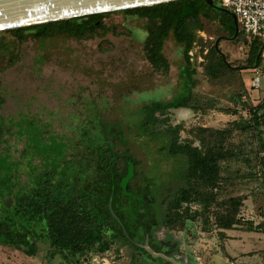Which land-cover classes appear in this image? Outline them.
<instances>
[{"label":"trees","instance_id":"16d2710c","mask_svg":"<svg viewBox=\"0 0 264 264\" xmlns=\"http://www.w3.org/2000/svg\"><path fill=\"white\" fill-rule=\"evenodd\" d=\"M111 14L146 19L144 55L163 75L169 72L163 46L173 39L181 49L178 88L169 99L142 101L113 122L93 107L89 125L67 136L65 143H48L43 137L38 144L29 140L32 155L24 181L19 162L11 161L0 118V145L6 148L0 155V245L32 258L44 247L47 258L59 257L64 264H87L94 255L120 253L119 245H129L132 264H189L153 257L143 246L154 253L176 250V242L158 240L156 232L184 230L199 217L207 226L211 219L214 228L209 229L216 230L223 248L228 232L264 235V218L256 222L243 215L247 200L264 197V98L252 105L241 76L242 70L250 71L252 89V71L263 65L264 41L248 42L242 66L230 63L225 55L228 67L215 41L233 37L229 14L204 0H176L6 30L0 32V72L17 62L20 46L28 38L40 42L60 35L79 41L109 33L131 36L130 29L104 21ZM241 37L240 31L236 39ZM195 46L203 75L213 91H227L233 107L220 108L218 98L195 91L198 81L191 61ZM113 48L108 40L98 46L100 52ZM2 102L0 98V106ZM178 109L201 114L217 110L233 116L242 110L249 118L239 116V123L221 129L195 126L186 131L182 124L170 123L169 111ZM28 155L23 151L21 157ZM34 157L39 158L38 165L32 163ZM257 255L264 264V250ZM230 259L233 264H248Z\"/></svg>","mask_w":264,"mask_h":264},{"label":"rangeland","instance_id":"374dc122","mask_svg":"<svg viewBox=\"0 0 264 264\" xmlns=\"http://www.w3.org/2000/svg\"><path fill=\"white\" fill-rule=\"evenodd\" d=\"M104 21L116 25L120 30L130 29L131 36H113L109 33L103 38L79 41L60 35L40 42L28 38L20 46L17 62L0 72V98L3 100L0 118L7 131L4 139L8 140L11 148V161L19 162L22 181L28 179L27 162L32 155L29 140L38 144L43 137V141L48 143L53 140L65 143L67 136L89 125L88 118L93 114V107L97 108L96 113L104 120L113 122L121 120L123 114L137 108L142 101L169 99L178 88L181 49L171 37L163 46V55L169 62V72L163 75L152 69L144 55L146 19L111 14ZM202 35L206 40H214V37L198 33V36ZM103 40L111 42L114 48L100 52L98 46ZM247 44L248 41L241 37L233 41L220 40L218 46L230 63L242 66L247 59ZM197 51L198 47L195 46L191 52L195 79L198 81L195 91L205 97L218 98L220 108L233 107L234 104L227 101V91H213L203 75L200 65L202 58ZM241 76L250 94L249 102L258 105L264 98V83L260 89L252 90L249 86L250 71L242 70ZM239 116L245 120L249 118L242 110L237 116L217 110L201 114L178 109L168 113L170 123L182 124L186 131L195 126L221 129L230 122L239 123ZM181 136L185 138L186 132H182ZM4 149L3 143L0 145V155L6 153ZM23 151L29 154L25 158L21 157ZM32 163L38 165L39 158L34 157ZM167 165L164 164V167ZM16 172L15 166L12 173ZM262 212L264 197L246 201L243 210L245 218L258 222L264 218L260 214ZM204 221V217H199L195 222H188L184 230L161 228L156 232V238L176 242L179 252L175 256H182L183 261L189 264H233L230 257L248 264H263L257 255L264 250L263 234L228 232L229 239L223 248L211 219L209 226L212 225V229ZM203 228L209 230L203 231ZM118 247L120 253L111 250L108 254L94 255L87 264H132L128 252L133 249L129 245ZM0 264L64 262L59 257L47 258L44 247L32 258L14 248L0 245Z\"/></svg>","mask_w":264,"mask_h":264},{"label":"water","instance_id":"95a60500","mask_svg":"<svg viewBox=\"0 0 264 264\" xmlns=\"http://www.w3.org/2000/svg\"><path fill=\"white\" fill-rule=\"evenodd\" d=\"M172 1L176 0H0V32L95 14L150 7ZM204 2L233 18L235 33L229 40H235L239 34L235 16L229 10L216 6L212 0ZM220 40L221 38H218L215 41V48L222 55L223 62L231 67L219 49ZM143 247L153 257H162L147 246Z\"/></svg>","mask_w":264,"mask_h":264},{"label":"built area","instance_id":"2783aa9c","mask_svg":"<svg viewBox=\"0 0 264 264\" xmlns=\"http://www.w3.org/2000/svg\"><path fill=\"white\" fill-rule=\"evenodd\" d=\"M212 1L213 3H217L219 7L229 10L235 16L239 32H242L243 37L248 42L254 39L264 41V0ZM263 83L264 67L255 68L252 71V78L250 81L252 89H260Z\"/></svg>","mask_w":264,"mask_h":264},{"label":"flooded vegetation","instance_id":"af4514ba","mask_svg":"<svg viewBox=\"0 0 264 264\" xmlns=\"http://www.w3.org/2000/svg\"><path fill=\"white\" fill-rule=\"evenodd\" d=\"M230 39V38H229ZM229 39H225V40H228V41H233V40H229ZM223 40V39H222ZM148 247V246H147ZM167 248H169V247H171L172 248V246H166ZM164 252L166 253H170L169 255L170 256H168V255H166L165 253H163V252H159V253H156L155 252V254H160V255H162V257L163 258H166V259H168V260H170V261H172V262H175V261H183L184 259H183V257L182 256H178V258H177V256H175L176 254H178V252H179V250H178V248L176 249V250H172V249H170V251L168 250H164ZM140 257H141V255H139ZM142 262L144 263V262H146L145 261V258H142Z\"/></svg>","mask_w":264,"mask_h":264}]
</instances>
